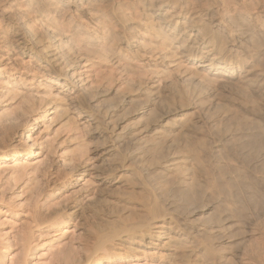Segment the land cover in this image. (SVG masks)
I'll use <instances>...</instances> for the list:
<instances>
[{
  "label": "bare ground",
  "instance_id": "1",
  "mask_svg": "<svg viewBox=\"0 0 264 264\" xmlns=\"http://www.w3.org/2000/svg\"><path fill=\"white\" fill-rule=\"evenodd\" d=\"M59 1L100 29L106 16L122 59L94 56L113 34L71 44L33 17L36 3L0 0V78H52L94 140L67 173L48 171V194L87 179L53 212L34 211L35 232L76 222V246L57 251L65 264H264V196L253 217L226 200L235 177L264 182V0ZM32 230L18 264L43 247Z\"/></svg>",
  "mask_w": 264,
  "mask_h": 264
},
{
  "label": "rangeland",
  "instance_id": "2",
  "mask_svg": "<svg viewBox=\"0 0 264 264\" xmlns=\"http://www.w3.org/2000/svg\"><path fill=\"white\" fill-rule=\"evenodd\" d=\"M7 1L14 8L17 2H21V0ZM30 1L45 10L44 12L35 10L32 14L33 17L43 21L46 25L49 24L54 31H59L63 38L71 44L74 42V35L77 33L89 34V32L94 31L100 36L101 33L113 34L109 38L101 39L99 43L94 45V56H99L104 63L116 62L115 64H117L121 61L122 57L118 55V47L114 42L112 24L106 16H99V13L96 12L97 20L99 16L105 23L100 29L89 23L86 18L73 12V8L63 2H58V0ZM90 1L92 6L98 10L99 1ZM216 1L220 4L224 0ZM105 5L108 9V2H105ZM257 11L260 12V9ZM258 17L260 21L264 22V12L261 11ZM64 28L67 31H64ZM106 42L108 45H105ZM24 62H28L27 59L14 56L13 63L19 65ZM29 65L31 66L32 63L29 62ZM2 66L0 68H3ZM89 71V68L78 69V73ZM13 90L14 96H17L15 98L10 97ZM0 91V150L4 146H7L8 150L7 154L0 157V264H15L20 261L22 256L20 253L21 249L23 250L21 239H25L23 232L28 233L33 228L32 233H37L34 229V211L39 209L43 213L53 212V209L61 207L59 204L63 205L64 198L66 201L71 196H76L81 185L87 179L85 178L81 182L82 184L66 192L57 193L58 191H56L55 194H48L46 188L48 171L57 169L67 173L72 165L68 157L80 149L88 148L85 149L88 151L92 148L94 140L87 135L84 120L76 114L73 108L67 106L68 102L65 97L62 98L63 94L59 93V85H56L52 78L33 77L30 74L18 79L11 78L9 75L2 76L0 78ZM44 110L45 113H43ZM22 130L23 135L21 137ZM21 139L26 140V153L23 157L13 158V151L20 148ZM83 146L84 148H82ZM253 153L252 151L251 157L255 154ZM249 179L246 178L245 180L243 175L240 178L235 177L229 186V190L227 188L229 192L226 191V197L230 199L226 198V200L227 202L231 201L229 205L235 209V216L239 218L245 213L253 217L254 213L261 208L264 182H261L260 185V183ZM28 225L32 227L26 228L29 227ZM75 225L76 222L71 220L68 225H61L60 231H57L58 228L53 223L51 227L45 229L46 231L37 233L40 238L34 234L35 243L38 239L37 242H43V247L38 251L37 259L31 258V254L28 253L27 264H65V261L62 260L63 250L72 244L74 247L76 246L79 230ZM251 239L256 241L259 238L254 234ZM69 242L70 244L73 243L70 245ZM33 245L32 243L28 249L31 250ZM57 251L62 255L58 254ZM128 264H144V261L140 260Z\"/></svg>",
  "mask_w": 264,
  "mask_h": 264
}]
</instances>
